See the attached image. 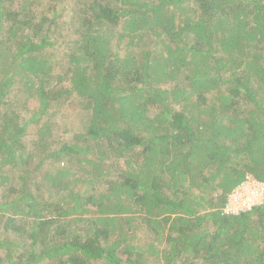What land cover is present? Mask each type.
<instances>
[{
	"label": "trees",
	"instance_id": "trees-1",
	"mask_svg": "<svg viewBox=\"0 0 264 264\" xmlns=\"http://www.w3.org/2000/svg\"><path fill=\"white\" fill-rule=\"evenodd\" d=\"M264 0H0V264H264Z\"/></svg>",
	"mask_w": 264,
	"mask_h": 264
},
{
	"label": "built area",
	"instance_id": "built-area-1",
	"mask_svg": "<svg viewBox=\"0 0 264 264\" xmlns=\"http://www.w3.org/2000/svg\"><path fill=\"white\" fill-rule=\"evenodd\" d=\"M263 198L264 183L248 175L245 181L229 194L224 212L226 214H237L260 204Z\"/></svg>",
	"mask_w": 264,
	"mask_h": 264
}]
</instances>
